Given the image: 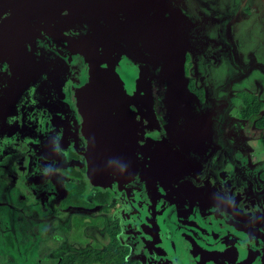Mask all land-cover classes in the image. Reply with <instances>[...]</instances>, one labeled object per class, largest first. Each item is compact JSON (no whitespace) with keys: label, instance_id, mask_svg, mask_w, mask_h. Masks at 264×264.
<instances>
[{"label":"flooded vegetation","instance_id":"af4514ba","mask_svg":"<svg viewBox=\"0 0 264 264\" xmlns=\"http://www.w3.org/2000/svg\"><path fill=\"white\" fill-rule=\"evenodd\" d=\"M194 1V11L185 3L186 17L202 21L211 38L221 41L213 47L220 53H214L205 64L207 80L221 82V77L236 66L234 62L238 67L233 55L235 45L240 49L238 58L245 57V66H252L247 78L236 83V94L225 95L228 114L238 120V127L227 128L223 142H217L220 158L226 156L219 170L221 175H231L233 182L244 184L243 190L229 185L221 202L201 189L203 192L198 194L184 182L194 181L190 176L174 177L176 160L169 175L173 177L163 184L157 177L154 191L136 182L141 170L163 175L159 159L171 151V119L160 111L156 97L154 109L166 128L164 140L151 144L149 132L142 130L139 149L145 154L134 156L122 176L111 173L108 183L90 184L86 157L89 143L73 106L72 72L66 66V77L52 78L53 89L44 83V99H35L33 105L21 111L23 131H6L15 124L0 123V207L13 201L6 197L12 191L24 202L17 223L29 233L36 230L37 234L41 231L51 235L58 245L70 249L52 261L51 251L64 248H51L44 263L63 264L68 256L79 255L82 261L74 264H117L112 256L123 252L129 264H203L201 252L188 255L187 247L194 245L215 252L206 264H264V230L258 228L264 223L263 205L258 200L264 191V0L256 10L235 0L220 8L215 2L211 7L208 1ZM254 54L259 58L257 66L250 62ZM195 65L189 55L187 73ZM201 91L196 90L198 94ZM246 100L251 101V109ZM257 103L259 110L254 109ZM234 104L235 113L231 112ZM218 162V155H212L207 165L215 175ZM142 164L145 165L140 170ZM250 221L253 224L247 223ZM93 230L102 234L100 242L90 234ZM9 233L12 232H6L5 238L13 242ZM99 255L97 260L89 261ZM68 261L72 264V260Z\"/></svg>","mask_w":264,"mask_h":264},{"label":"rangeland","instance_id":"374dc122","mask_svg":"<svg viewBox=\"0 0 264 264\" xmlns=\"http://www.w3.org/2000/svg\"><path fill=\"white\" fill-rule=\"evenodd\" d=\"M21 1H23L22 5ZM73 1H80L84 11L98 13L105 17L117 16V13L120 14L121 11L124 12L125 10L140 14V18H136L135 15L132 24L128 27L132 31L135 28L138 30L133 42L134 46L138 48L137 39L140 40L141 45L147 43L145 39L148 31L154 30L152 35L161 50L160 57L157 55L155 58L160 61L163 58L167 60L169 57L179 69L180 75L175 77L177 82L174 87L173 99L177 104V112L173 120L174 123L180 125L181 134L176 140L179 143L175 144L180 146L182 154L178 158L176 156L171 159L172 163L176 160L172 172L174 177L190 176L194 181L185 180L186 185L191 184L198 194L203 191L207 192L208 195L212 193L210 196H215L218 202L226 197L224 189L228 188L229 185L234 184L238 190H243L244 184L237 181L233 182L231 175L229 177L221 175L219 170L224 166L226 156L223 155L220 158L217 151L220 147L217 142L218 140L223 142L227 128L238 127V120L231 118L228 114V99L225 95L236 94L234 91L238 87L236 83L243 77L247 78V72L252 66H245V57L238 58L240 49L235 45L233 55L236 54L234 60L239 63L238 67L237 63L234 62L233 65L236 66L228 70L226 77L225 75L221 77L224 79L221 82L207 80L205 64L210 62L214 53H220L216 48L213 50V47H216L221 41H214L211 38L209 30L204 27L202 21L196 17L195 19L186 17L184 13L185 3L189 9L194 11L196 8L194 0H188V2L184 0H17L14 4V11L10 15L12 20L5 19L3 21L12 22L14 20L12 30L6 31L4 34L16 38L17 41H14L15 44H10L8 39L2 38L0 43V123L10 126L15 124L6 131L11 130L13 133L23 131L25 127L22 125L21 111L27 106L33 105L35 99L40 101L44 99L46 95L44 83L53 89L51 79L55 77L58 79L65 78L67 74V65L62 59V54L59 50L51 48V44L41 33L36 35L32 26L28 24L27 17L46 14L51 10L58 14L65 9H76ZM201 1L203 2V0ZM205 1L210 2L211 7L215 2L220 8L228 1L230 3L234 0ZM235 1H238L243 7L248 6L253 10L259 8L263 2V0ZM239 3L236 4V8L239 7ZM204 9L207 10L208 7ZM145 16L148 17V20H145ZM124 22L126 25L127 21ZM151 26L152 28H150ZM20 42L21 44L17 49L8 56L2 57L1 50L3 47L8 46L14 49ZM213 42L215 43L213 44ZM229 49L232 54L231 47ZM189 55L196 65L187 73L185 64H187ZM250 60L253 65L259 64V58L255 54L250 57ZM234 70L236 71L235 74ZM157 76L159 77V75ZM164 76L166 75L160 77ZM156 77L153 79V81L156 80L152 86L153 99L156 97L160 111H163L164 116L171 119L172 111H170L167 101V80L160 81ZM192 83L195 85L194 87L191 86ZM199 88L203 92L198 94L196 90ZM45 101H48L49 104L53 102V100ZM232 108L231 112L235 113V104ZM6 118L15 121L8 123ZM212 155L219 157L216 175L207 168ZM7 194V199L13 201L9 200V203L0 207V264H42L48 260V252L51 248L55 249L58 246L64 248L63 251L58 248L51 251L52 261H55L54 257L57 255L70 251L69 248L58 245L51 235L45 236L40 233L41 231L37 234L36 230L34 233H29L25 230V226L17 223L18 219L16 218L21 213L19 210L24 202L17 199L12 191ZM223 195L224 198H222ZM258 200L263 205L262 211L264 212V191L259 193ZM247 223L253 224L251 221ZM258 228L264 230V223L261 222V226ZM9 231L12 232L9 234L11 235L10 238L14 239L13 242H9L8 237L5 238L6 232ZM74 234H79V232L75 231ZM90 234L95 235L100 242L99 239L102 234H99L97 230H93ZM95 237L92 238L96 239ZM71 240L70 243L73 242Z\"/></svg>","mask_w":264,"mask_h":264},{"label":"water","instance_id":"95a60500","mask_svg":"<svg viewBox=\"0 0 264 264\" xmlns=\"http://www.w3.org/2000/svg\"><path fill=\"white\" fill-rule=\"evenodd\" d=\"M16 2L0 0V43L2 38L8 39L10 44L17 41L4 34L12 30L14 20L3 22L12 20L10 15ZM73 5L76 9H65L58 14L51 10L46 14L28 16L27 21L36 35L41 33L51 48L59 50L71 69L73 106L82 120L81 130L89 143L86 155L88 182L95 185L108 183L111 173L122 176V170L134 156H143L145 150L139 149L140 136L144 135L142 130L149 132V138L153 140L151 144H159L161 138L164 140L166 128L155 113L152 95L153 79L159 75L156 78L167 80L168 84L167 101L172 111V125L168 128V134H172L171 151L159 159L161 166H158L163 168V175L153 170L142 171L145 165L142 164L136 179L150 192L154 191L158 186L157 177L161 178V184L173 177L169 176L173 168L171 157L182 154L180 146L175 144L181 134L180 125L173 120L177 112L173 98L179 69L169 57L160 61L155 58L157 55L160 57L161 50L152 35V26L145 39L147 43L141 45L137 39L138 48L134 46L138 30L132 31L128 27L135 18V12L125 10L117 16L105 17L84 11L80 1H73ZM124 21H127L126 25ZM20 44L14 49L3 47L2 57L8 56ZM187 248L188 255L201 252L203 264L212 261L215 254L194 245Z\"/></svg>","mask_w":264,"mask_h":264},{"label":"trees","instance_id":"16d2710c","mask_svg":"<svg viewBox=\"0 0 264 264\" xmlns=\"http://www.w3.org/2000/svg\"><path fill=\"white\" fill-rule=\"evenodd\" d=\"M250 100H246V103H247V105H248V107L247 108H252V106H251V104H250V102H249ZM255 106H256V108H255ZM254 106V109L255 110H259V103H257L256 105ZM110 252L112 253V251L110 250ZM101 257V255H99V256H95V258H90L89 259V261H94V260H97L98 258H100ZM70 260H72L71 261V263L72 264H74L75 262L77 263V262H81L82 260H81V257L79 256V255H71V256H68L66 259H64V262H63V264H68L69 263V259ZM112 258L113 259H115L116 261H117V264H129V263H127V262H125V255H124V253L123 252H120L119 253V256H117V255H113L112 256Z\"/></svg>","mask_w":264,"mask_h":264}]
</instances>
